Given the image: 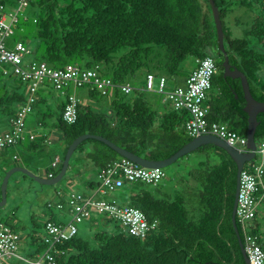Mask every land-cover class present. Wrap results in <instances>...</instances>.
<instances>
[{
	"label": "trees",
	"instance_id": "trees-1",
	"mask_svg": "<svg viewBox=\"0 0 264 264\" xmlns=\"http://www.w3.org/2000/svg\"><path fill=\"white\" fill-rule=\"evenodd\" d=\"M214 1L219 8L230 64L246 74L253 96L264 101V3L262 0ZM1 2L4 4L3 0ZM30 6L37 10L32 18L35 26L33 43L37 42V48H40L36 60L45 61L54 69L64 68L68 64H77L83 69L100 65L102 76L111 78L115 84L112 92L107 94L89 85L68 87V93H75L79 99L76 89H87L92 100L90 103L80 100L75 123H67L63 118L68 96L56 106L57 116L53 115L49 105L44 104L47 111L40 112V115L56 119V128L60 130L61 140L65 143L58 169L51 166L47 173L58 175L68 147L85 133L105 136L149 160L167 159L190 142L194 136L188 133L185 126L188 111L173 108L161 113L141 91L140 95L135 96V88L131 93H125L121 88L123 84L132 85L131 81L138 79L137 72H142L140 80L153 71L177 75L188 56L195 58L193 69L205 57L217 61L218 72L212 79V87L205 100L210 108L207 116L210 122L223 123L229 129L247 135L249 116L244 109L246 101L242 83L240 79L224 76L225 55L220 49L209 0H32ZM236 7L260 10L241 37L233 36L226 25V19ZM23 21L29 24L28 19ZM19 41L27 45L26 37L16 38L14 44ZM5 68L6 65L0 74H6ZM3 89L5 94L0 98V112L10 117L8 121L11 123L17 108L27 98L12 89L11 93L7 85H3ZM9 92L11 94L8 96ZM105 98L111 99L109 110H96L93 105L100 104ZM44 101L46 98L41 96L34 107H40L39 103ZM13 102L17 104L12 109ZM258 121L255 138L260 144L264 142V112L258 114ZM39 123L45 126L44 122ZM45 140L46 135L43 136ZM85 146L90 147L87 156L99 170L97 179L89 181L88 187L97 194L103 193L98 191L99 173L123 156L106 143L93 138L83 141L76 152L82 154L87 151L89 147ZM38 148V143L32 140L30 149L40 152ZM194 152L206 154L208 160L199 162V170L188 172L195 184L187 183L175 195L160 193L159 187L157 190L146 188L147 185L159 184L163 178L158 183L128 180L120 187H138L130 190L127 204L115 202L119 207L131 205L138 208L153 223V229L145 237L129 233L109 214L92 209V221H114L116 231L98 232L94 241L80 236L78 232L63 244L58 243L56 248H50V244L44 240L47 233L44 223V237L33 230L32 243L37 249L28 258L34 259L49 250L56 264H246L232 222L237 164L228 152L214 144L203 145L174 164L178 165ZM210 153L213 157L217 156L214 164L210 163ZM255 159L264 161V155L258 152ZM255 159L246 162L244 167L254 169L252 164L257 161ZM4 174L5 169L1 182ZM262 181L264 183V174ZM72 193L83 192L69 190L60 195L63 208L70 212L73 210L69 204ZM256 197L258 206L255 216L245 223L237 217V225L244 246L246 234H256L264 248V187H260ZM102 214L104 218H100ZM13 217L17 218L16 211ZM0 222L15 228L7 217L0 216ZM21 259L15 256L14 264H32L27 258H24V262Z\"/></svg>",
	"mask_w": 264,
	"mask_h": 264
},
{
	"label": "built area",
	"instance_id": "built-area-1",
	"mask_svg": "<svg viewBox=\"0 0 264 264\" xmlns=\"http://www.w3.org/2000/svg\"><path fill=\"white\" fill-rule=\"evenodd\" d=\"M32 0H18L20 6H27ZM264 3V0H262ZM5 5L0 0V63L10 65L12 73L23 83L29 84V97L26 102L17 110L16 116L11 121L9 130L0 133V151L20 142L23 138L26 116L33 110L34 103L38 100L39 91L46 86V82L53 85L61 92L67 103L63 112V118L67 123H75L78 119V106L80 100L75 93H68L69 87H81L89 85L92 89L100 90L103 94L110 93L115 84L111 78L101 74L100 65L83 69L77 64H68L64 68L54 69L45 61L33 60L25 62V58L31 55L32 51L23 42H16L13 47H8L6 40L14 34V26L18 22L17 12H11V21H7ZM198 66L191 71L185 85H180L168 90V78L148 72L145 76V89L154 90L157 84V92L166 93L173 108L178 111L186 110L189 118L185 122L186 129L190 135L197 137L204 134H214L225 139L229 144L247 150L248 138L237 131L229 129L225 124L217 121L210 122L208 119L209 105L205 103L207 94L212 87V79L218 72L216 62L211 57H205L198 62ZM4 73H9L4 69ZM125 93H131L134 87L131 84L121 86ZM264 155V142L257 145L258 154ZM58 159L53 163L57 166ZM254 169L243 167L240 177V188L236 217L242 222L251 220L258 206L256 193L260 187H264L262 177L264 174V161L252 164ZM165 173L160 167L139 166L136 162L123 156L109 163L107 168L99 173L100 192L113 191L122 187L129 180L146 181L158 183ZM49 176H53L51 173ZM63 192H61L62 194ZM95 193V192H94ZM72 221L67 226L57 224L54 221L46 222L45 242L50 248L63 244L78 233L75 221H82L91 217L92 209L98 212L109 214L118 221L129 233L145 237L147 232L153 229V223L146 219L145 215L131 205L119 207L115 201L97 199L94 194L72 193L70 197ZM59 206H63L62 204ZM245 225V224H243ZM245 250L250 264H264V248L259 242L258 235L246 234ZM22 236L20 231L9 224L0 222V264L16 256L19 250ZM64 253L62 250H59ZM32 264H56L55 257L49 250L39 254L34 259L27 260Z\"/></svg>",
	"mask_w": 264,
	"mask_h": 264
},
{
	"label": "rangeland",
	"instance_id": "rangeland-1",
	"mask_svg": "<svg viewBox=\"0 0 264 264\" xmlns=\"http://www.w3.org/2000/svg\"><path fill=\"white\" fill-rule=\"evenodd\" d=\"M5 12L7 13V21H11L9 14L11 12H17L19 16V24L16 23L14 26L15 35L8 37L6 40L8 47H13L15 39L27 38V47L31 49V55L26 56L25 62L30 61V59H37V55L40 52V48H37V42L34 44V29L35 26L32 23V18L36 15L37 10L30 6H20L18 0H3ZM260 13V10L257 8H244L236 7L234 12L229 15L226 19V25L231 31L232 35L235 37H241L245 28L253 21ZM264 17V16H263ZM28 19L29 24H25L23 20ZM22 22V24H21ZM195 67V58L193 56H188L186 60L182 63L178 74L172 75L168 72H159L153 71L155 74L165 75L169 82L167 89L172 90L177 86L185 85V76L193 71ZM4 65L0 63V71L2 72ZM9 74H0V98L4 96L3 85H7V88L15 91L16 93L24 94L27 98L29 93V84L22 83L21 80L12 74V69L10 65H6ZM142 72H137L138 79L134 78L131 82L132 85L140 88V74ZM264 75V70L262 72ZM48 87L42 88V95L46 98V102H40V107H34L33 110L26 116L25 119V128L24 134L26 140L24 144L26 145L29 139L32 137L39 145V151H28L23 145H17L6 148L4 151V156L0 155V180L2 178L3 170L6 172L12 167L7 169V159L6 157L10 156L12 164L17 166V164H24L29 166L28 168L35 173L46 174L45 167L50 165L51 156L56 153L60 156L64 152L65 143L61 140V132L56 128V119L51 117H43L40 115V112H46L47 108L44 107V104L49 105L52 109L53 115H58V110L56 106L61 103L64 99L61 92L54 88L53 85H50L46 82ZM157 84L154 86V90H144V97L150 102L153 107L159 110L161 113L168 112L173 110L172 103L168 100L166 93H160L156 90ZM73 91V90H72ZM77 93L82 97L84 103H86L87 98L85 97V89L77 88ZM9 92L8 96L11 94ZM142 93V94H143ZM137 96V93L134 94ZM110 98H105L100 104H94V108L98 110L102 109L103 112H106L110 108ZM17 103H12V109L16 108ZM166 106V107H165ZM16 111V110H15ZM9 116L3 112H0V131L4 132L9 130ZM39 122H44L45 126L41 125ZM47 136V140L43 141V136ZM34 136V137H33ZM33 139V140H34ZM42 145V146H41ZM89 146H85L87 148ZM90 148V147H89ZM3 151V150H2ZM0 151V153L2 152ZM13 151L19 152V157L14 158ZM210 157V163L214 164L217 162V156L213 157V154ZM4 158L6 161H4ZM206 154L200 152H194L184 160H182L178 165L172 164L166 168H162L165 173L163 180L160 181L157 185H147L146 188L157 190L159 187L162 188L164 185H168L169 188H162L163 192H170L175 194L177 191L182 190L187 183L194 185L195 181L192 178H189L188 172L193 170H199V162L207 161ZM257 160V159H255ZM255 163H260L259 160ZM23 166V165H22ZM41 168V169H40ZM98 168L94 166L93 162L88 158L87 152L81 154L79 151L72 155L71 158V167L65 174L64 178L53 185L41 184L27 174H24L21 171H15L12 173L7 190V202L0 206V216L9 218V222L22 234V241L20 249L17 252V255L20 254V261L24 262V258L29 260L28 255L34 254L37 246L32 243L33 230L37 232L38 236H43L45 234V228L43 226L46 219L52 220L57 224H62L67 226L72 221V215L63 206L62 204V190L64 193H67L69 190L80 191L87 193L86 195H93L89 190L88 182L91 180H96L95 176ZM27 175V176H25ZM5 176V174H4ZM184 179V180H183ZM3 181V179H2ZM1 184L0 181V196H1ZM133 185H126L123 188L115 189L113 191L100 193L101 196L99 199L107 201H116L120 204H127L131 194V189H136ZM49 204V206L47 205ZM63 205V204H62ZM47 206V207H46ZM260 207H262L260 205ZM264 213V207L262 208ZM16 211V217H13V212ZM100 218H104V215H99ZM264 216V214H263ZM11 218V219H10ZM93 219V218H92ZM91 218L84 219L82 221H75V225L79 228V235L94 241V236L96 233L101 231L114 232L116 231L114 221H104L99 223V221H92ZM37 225V226H36ZM264 232V227H263ZM26 256V257H24ZM15 257V256H14ZM15 259L5 260L3 264H14Z\"/></svg>",
	"mask_w": 264,
	"mask_h": 264
},
{
	"label": "water",
	"instance_id": "water-1",
	"mask_svg": "<svg viewBox=\"0 0 264 264\" xmlns=\"http://www.w3.org/2000/svg\"><path fill=\"white\" fill-rule=\"evenodd\" d=\"M209 1L212 6V11L214 14V19H215V23L217 27L220 49L225 55V58L223 61L224 76L230 77L233 79H240L242 83L244 98L246 101V105L244 109L248 113V116H249L248 117L249 125H248V131H247L248 151H242L241 149L230 145L225 139H222L214 134H204V135L193 138L190 142L185 144L180 150H178L175 154H173L171 157L167 159L149 160V159H145L139 155H136L128 151L127 149L117 145L116 143H114L113 141H111L105 136L98 135V134H92V133H85V134L78 136L76 139H74V141L68 147L65 158L62 161V168L56 177L49 178V177L37 174L33 172L32 170H30L28 167H25L22 165L14 166L10 170H8L1 184L2 194L0 196V206H3L7 202L8 184H9V179L13 172L21 171L41 184H48V185L56 184L57 182L61 181L64 178L65 174L69 170L72 155L75 153L77 147L83 141L89 138L100 140L106 143L107 145H109L115 151H117L121 156L129 158L130 160L136 162L137 164L144 166V167H149V168H154V167L166 168L176 163V161L180 159L181 157H183L184 155L197 150L201 146L206 145V144H214L216 146L223 148L226 152H228L237 164L236 191H235L234 206L232 210V222L234 225V229H235V232L238 238L239 246L241 248L245 262L246 264H250L249 257L245 250L244 242H243V239L241 237V234H240V231L237 225L236 211H237V205H238L241 171L246 162H249L256 157L257 143H256L255 134H256L258 124H259L258 114L261 112H264V101H259L253 96L250 83H249V80L246 74L243 71H241L239 68L230 64L229 56L226 52L225 44H224L225 33L223 29V24H222L219 8L216 5L214 0H209Z\"/></svg>",
	"mask_w": 264,
	"mask_h": 264
},
{
	"label": "crops",
	"instance_id": "crops-1",
	"mask_svg": "<svg viewBox=\"0 0 264 264\" xmlns=\"http://www.w3.org/2000/svg\"><path fill=\"white\" fill-rule=\"evenodd\" d=\"M146 76V75H145ZM143 81L145 82V77L143 78ZM144 82H143V85L140 87V88H137V87H135L134 86V88H135V92L137 93V95H140L139 94V92L141 91L142 93H143V91L144 90H146L145 89V85H144ZM45 87H48L47 85L45 86ZM42 88H44V87H42ZM42 88L40 89V91H39V97H38V99H40L41 98V96L42 97H44L43 95H42V93H41V91H42ZM113 89V88H112ZM112 89H111V92H112ZM77 92V91H76ZM78 94V96L81 98V101L82 102H84V100L82 99V97L79 95V93H77ZM144 94V93H143ZM28 97H29V93H28ZM28 97H27V99H28ZM85 97L87 98V102L86 103H90L92 100L89 98V96H88V91H87V89H85ZM26 99V100H27ZM64 99H62V101H63ZM58 106V105H57ZM19 108H17V110H18ZM9 125H10V123H9ZM0 133H2L1 131H0ZM34 137V136H33ZM35 138V137H34ZM34 138H30L29 139V141H28V143L25 145L24 144V141L26 140V136H25V134L23 133V138L20 140V142L19 143H17L16 145H13V146H17V145H23L28 151H34V150H31L30 149V144H31V141L34 139ZM35 140V139H34ZM12 147V146H11ZM6 149H4L1 153H0V155L3 157L4 156V151H5ZM90 151V148H88V150L87 151H85V152H89ZM13 154H14V158H17V155H18V157H19V152L18 151H13L12 152ZM84 153V152H83ZM82 153V154H83ZM6 159H7V169H9L10 167H14V165L15 164H12V162H11V159H10V156H8V157H6ZM6 159L4 158V161H6ZM56 159H58V161L60 160L61 161V156L59 155V154H56V153H54L52 156H51V159H50V165L49 166H46L44 169H45V171H46V174H44L43 176H46L47 177V175H48V169L52 166V163H53V161H56ZM60 161L58 162V164H57V167H58V165H59V163H60ZM17 165H19V164H17ZM20 165H23V166H25L24 164H20ZM71 166V165H70ZM25 167H29V166H25ZM41 169V168H40ZM98 172H99V170H97V172H96V174H95V176L98 174ZM39 174V173H38ZM40 175H42V174H40ZM49 177V176H48ZM162 188H169V186L166 184V185H164ZM162 188H161V192L160 193H164L165 195H175V194H172V193H170V192H163L162 191ZM89 190L92 192V194H94V196L96 197V198H100V196H101V194H97V193H94L93 192V190H91V188H89ZM85 194H87V193H85ZM89 195V194H88ZM91 195V194H90ZM48 206H49V204H47ZM47 207V206H46ZM70 212V211H69ZM71 213V212H70ZM49 219H46L45 221H44V223H46L47 221H48ZM79 229V228H78ZM78 232H79V230H78ZM21 236H22V234H21ZM23 238V237H22ZM21 241H22V239H21ZM20 245H21V242H20ZM19 249H20V246H19ZM16 257H20V254L19 255H16ZM15 259V257L14 256H12V257H10V258H8V259H6L7 261L9 260V259Z\"/></svg>",
	"mask_w": 264,
	"mask_h": 264
},
{
	"label": "clouds",
	"instance_id": "clouds-1",
	"mask_svg": "<svg viewBox=\"0 0 264 264\" xmlns=\"http://www.w3.org/2000/svg\"><path fill=\"white\" fill-rule=\"evenodd\" d=\"M168 81H169V80H168ZM132 86H133V85H132ZM133 87H134V86H133ZM246 136H247V135H246ZM247 138H248V137H247ZM256 143H257V142H256ZM258 144H259V143H257V145H258ZM230 145H231V144H230ZM232 146H233V145H232ZM234 147H237V148L241 149V148L238 147V146H234ZM241 150H242V151H248V149L246 150V148H245V149H241ZM256 156H257V153H256ZM255 158H256V157H255ZM255 158H254V159H255ZM254 159H252V160H254ZM252 160H251V161H252ZM59 161H60V160H59ZM59 161H58V162H59ZM54 162H55V161H53V163H54ZM53 163H52V166H53ZM60 163H61V161H60ZM60 163H59V165H60ZM59 165H58V167H59ZM58 167H57V166H55V167L53 166V168L56 169V170L58 169ZM51 173H52V172H49L48 175H47V177H48ZM52 174H53V173H52ZM53 177H56V176H52V177L49 176V178H53ZM62 192L64 193L63 190H62ZM97 199H99V198H97ZM71 215H72V214H71ZM115 221H116V220H115ZM120 225H121V224H120ZM20 233H21V232H20Z\"/></svg>",
	"mask_w": 264,
	"mask_h": 264
},
{
	"label": "flooded vegetation",
	"instance_id": "flooded-vegetation-1",
	"mask_svg": "<svg viewBox=\"0 0 264 264\" xmlns=\"http://www.w3.org/2000/svg\"><path fill=\"white\" fill-rule=\"evenodd\" d=\"M215 62L217 63V61L215 60Z\"/></svg>",
	"mask_w": 264,
	"mask_h": 264
}]
</instances>
